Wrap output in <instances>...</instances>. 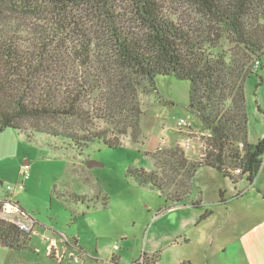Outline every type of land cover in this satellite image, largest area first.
<instances>
[{
    "label": "trees",
    "instance_id": "obj_1",
    "mask_svg": "<svg viewBox=\"0 0 264 264\" xmlns=\"http://www.w3.org/2000/svg\"><path fill=\"white\" fill-rule=\"evenodd\" d=\"M186 2L207 26L178 24L161 0H0V132L16 131L30 143L34 133L61 138L79 155L94 143L117 149L129 129L134 140L141 134L140 97L155 90L157 77L171 76L189 83L186 109L208 134L202 155L189 162L178 147L159 150L152 159L161 174L130 167L125 178L164 198L157 214L186 202L201 208L200 200H189L201 168L234 189L242 180L253 186L264 136L248 142L244 86L262 69L264 0ZM221 43L231 49L218 50ZM95 122L122 127L112 137ZM166 168L176 178L165 176ZM52 196L74 220L78 205L88 209L98 197L109 205L100 189L92 199L56 188ZM30 234L0 221V244L10 250L26 249ZM140 258L157 264L159 253Z\"/></svg>",
    "mask_w": 264,
    "mask_h": 264
},
{
    "label": "rangeland",
    "instance_id": "obj_2",
    "mask_svg": "<svg viewBox=\"0 0 264 264\" xmlns=\"http://www.w3.org/2000/svg\"><path fill=\"white\" fill-rule=\"evenodd\" d=\"M161 3L166 14L186 28L206 25L205 19L186 0H161ZM229 49L226 43H221L218 48L221 51ZM261 64V71L249 76L244 86L247 138L251 144L264 136V57ZM154 85V91L140 97L143 112L140 136L132 139L129 129L120 138L122 146L117 149L94 143L79 155L61 138L34 133L30 143L16 131L0 132V199H14L33 223L26 249L10 250L0 244V264H113L116 256L122 257L123 264H132L141 254L147 255L161 244L166 226L163 221L156 220V214L164 207L165 200L156 190L137 187L128 181L126 170L136 167L161 174L154 166L152 154L178 147L177 123L180 120L197 133L204 131L199 120L186 109L189 103L187 81L160 76ZM92 127L106 129L113 137L122 126L95 122ZM195 137L194 147L199 145L202 148V136L196 134ZM47 144L59 152L52 153ZM196 154L192 150L184 156L194 161L198 159ZM25 160L30 167L29 179L24 183L23 191L10 194L6 187L22 182L21 170ZM88 161L97 163V166L87 167ZM174 174L166 168L165 176L176 178ZM255 184L256 188L252 189L242 180L236 189L248 196L253 208L264 218V160ZM53 188L89 199L94 198L100 189L108 197L109 205L103 207L99 197L97 204H88V209L85 205H78L74 208V220L52 196ZM193 189L195 198L201 197L203 204L208 206L219 200L218 189L235 194L227 179L208 168L196 173ZM236 210L240 217L241 207ZM51 247L55 251L50 252ZM169 261L173 260L168 258L166 263Z\"/></svg>",
    "mask_w": 264,
    "mask_h": 264
},
{
    "label": "crops",
    "instance_id": "obj_3",
    "mask_svg": "<svg viewBox=\"0 0 264 264\" xmlns=\"http://www.w3.org/2000/svg\"><path fill=\"white\" fill-rule=\"evenodd\" d=\"M178 133L180 138L176 142L177 146L187 137L192 138V150L197 153L198 159L187 160L197 162L202 148L199 145L197 148L194 147L195 135L207 136L208 134L205 131L197 133L191 127L188 135L179 130ZM202 169L204 168L198 172ZM248 187L256 188V184ZM234 192L236 195L218 189L219 200L212 206H208L203 204L201 197L195 198L192 191L189 200H200L201 208L195 209L189 202H186L156 214V220L164 222L166 232L164 231V236L161 238V244L151 250L147 256L159 253L157 264H182L184 262L190 264H264V218L259 216L260 211L257 212L253 208L250 199L243 191L234 189ZM257 195L259 196L258 193ZM166 205L164 202V207ZM238 207H241L242 211L240 217L236 210ZM205 210L210 211V214L198 224ZM50 250L55 251L54 247ZM115 258L116 260L113 261L116 264H123L122 257L116 256ZM168 258L173 261L166 263Z\"/></svg>",
    "mask_w": 264,
    "mask_h": 264
},
{
    "label": "built area",
    "instance_id": "obj_4",
    "mask_svg": "<svg viewBox=\"0 0 264 264\" xmlns=\"http://www.w3.org/2000/svg\"><path fill=\"white\" fill-rule=\"evenodd\" d=\"M258 67L259 65L257 64L254 67V70H258ZM177 128L179 131H182L187 135L190 132V126L185 124L183 120H180L177 123ZM178 148H180L184 154L186 152L191 151L193 149L192 138L187 137L183 142H181L178 145ZM202 152H203V142H202V150L200 156L202 155ZM29 170H30L29 164H24L21 170L22 182L16 186H7L6 191L11 192L10 194H13L14 192L23 191L24 183L29 179ZM0 221L13 225L17 227L19 230L26 233H31L33 229V223L31 219L24 213L22 208L19 206L18 202H16L11 197H5L0 199ZM142 262L143 259L138 258L132 264H143Z\"/></svg>",
    "mask_w": 264,
    "mask_h": 264
},
{
    "label": "water",
    "instance_id": "obj_5",
    "mask_svg": "<svg viewBox=\"0 0 264 264\" xmlns=\"http://www.w3.org/2000/svg\"><path fill=\"white\" fill-rule=\"evenodd\" d=\"M24 164H28V162L26 161ZM97 166V163L93 162V161H88L87 162V167H95ZM3 245V244H2ZM4 246V245H3Z\"/></svg>",
    "mask_w": 264,
    "mask_h": 264
}]
</instances>
